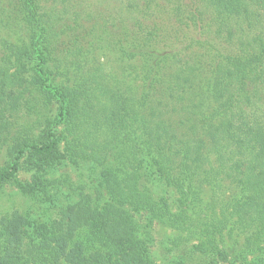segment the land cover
Returning <instances> with one entry per match:
<instances>
[{
  "label": "trees",
  "instance_id": "16d2710c",
  "mask_svg": "<svg viewBox=\"0 0 264 264\" xmlns=\"http://www.w3.org/2000/svg\"><path fill=\"white\" fill-rule=\"evenodd\" d=\"M128 1L137 16L129 34L116 36V45L126 59H141L145 101L155 96L159 103L149 120L143 118L142 144L133 146L127 158L130 171L121 180L108 170L98 176L106 179L116 203L100 208L99 192L96 197L83 194L78 203L60 210L39 243L28 236L27 220L18 211L2 216L0 264H155L124 206L148 210L155 219L193 231L200 239V253L235 264L221 246L230 220L226 209L194 219L186 210L173 213L166 201L156 202L140 189L142 146L154 150L152 160L160 178L181 193L185 204L199 199L193 186L195 169L205 167L208 182L222 195L224 179L232 180L243 194L231 205L233 215L257 226L245 249L252 252L264 243V34H246L250 27L243 26L251 22L252 6L264 0H189L169 10L158 0ZM8 9L33 34L29 45L0 37L3 61L13 69L0 67V154L5 151L9 158V164L0 167V185L13 180L25 194H35L34 186L17 178L26 152L34 163L55 165L58 146L64 142L75 162L103 167L99 142L103 129L94 110L102 103L114 104V118L129 108L114 97L104 102L109 89L98 70L70 83L55 45L59 35L54 22L64 20L54 10L48 13L42 0H9ZM162 15L172 16L174 26H168ZM80 51V38L69 39L67 55ZM188 59H194L205 83L195 90L196 77L181 72L164 89L162 67L184 65ZM32 62L34 67L29 66ZM207 94L218 102L204 108ZM56 102L59 111L52 117ZM22 109L28 118H21ZM179 117L187 130L204 136L206 142L192 145L180 135L175 122ZM124 120L130 127L131 121Z\"/></svg>",
  "mask_w": 264,
  "mask_h": 264
},
{
  "label": "rangeland",
  "instance_id": "374dc122",
  "mask_svg": "<svg viewBox=\"0 0 264 264\" xmlns=\"http://www.w3.org/2000/svg\"><path fill=\"white\" fill-rule=\"evenodd\" d=\"M42 1L47 6L48 13L54 10L55 16L64 20L54 22L55 32L57 36L59 35L55 45L57 58L62 60V71L66 73L70 83H77L98 70L99 74L105 77L109 89V96L104 102L110 101L112 97L118 98L121 103L128 106L129 110L122 112L120 110L121 117L114 118L111 116L115 108L114 104L104 106L102 103L94 110V116L101 122L103 129V136L99 139L102 145L103 167L97 168L92 161L75 162L70 158L64 142H61L57 152L59 158L55 165L34 163L35 159H32L29 151L21 158L17 178L26 186H34L35 194H25L13 180L0 185V218L18 211L27 220L25 229L28 236L36 243L43 239L45 229L49 228L53 220L58 217L60 210L78 203L83 194L96 197V193L99 192L100 208L107 203H116L106 189V179H100L98 176L101 171L108 170L121 180L130 171L127 158H131L133 146L142 144L143 118L149 120L151 109H155L159 103L155 96L152 100L145 101L146 82L141 72V59H126L116 45V36L119 33L129 34L137 16L131 11L128 0ZM158 1L168 10L171 6L178 5L180 1L189 2V0ZM8 2L9 0H0V37L7 38L15 44L29 45L33 32L23 22L11 17ZM251 11V22H243V26L250 27V31L246 34H264V4L258 3L252 6ZM171 17L162 15V19H166L167 21L164 22L170 27L174 26L175 22ZM76 37L81 40V51L68 56L66 52L68 40ZM2 56L3 49L0 48V67L12 71V66L7 65ZM34 64L32 62L29 66L34 67ZM162 70L164 89L175 80L177 74L183 75L181 72L196 77L195 90H198L199 84L205 83L199 75L194 59H188L184 65H171L165 69L162 67ZM217 102L212 95L207 94L203 106L210 107ZM52 108L51 116L55 117L59 111V103H54ZM22 117L28 118L23 109ZM122 118L131 121L130 127L135 126L126 127V122ZM182 120V117L175 119L180 135L186 136L192 145L196 142H206L204 136L193 135L191 130H187L180 122ZM153 158L154 150L149 151L147 147L142 146L138 159L142 166L139 170V187L142 191L156 202L166 201L169 210L173 213L186 210L194 219L203 218L204 215L211 217L212 210L226 209L230 220L221 246L228 252L231 261L235 264H264V250H259L264 248V243L256 246L257 249L252 252L245 249L246 240L255 233L257 226L249 220L238 219L231 209L234 200H239L243 195L238 185L225 178L222 195L221 190L213 188L208 182V177L203 172L205 167L195 169L193 186L199 199L195 203L185 204L181 193L160 178ZM8 164L9 158L4 151L0 154V167ZM66 179L70 184L61 183ZM123 208L134 219L137 237L146 243L150 258L155 264H229L215 254L200 253L197 248L200 239L193 234V231L179 229L165 220L155 219L148 210H137L132 206Z\"/></svg>",
  "mask_w": 264,
  "mask_h": 264
}]
</instances>
